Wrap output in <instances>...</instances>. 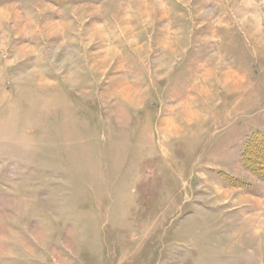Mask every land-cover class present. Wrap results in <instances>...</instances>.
Here are the masks:
<instances>
[{
	"label": "rangeland",
	"instance_id": "rangeland-1",
	"mask_svg": "<svg viewBox=\"0 0 264 264\" xmlns=\"http://www.w3.org/2000/svg\"><path fill=\"white\" fill-rule=\"evenodd\" d=\"M260 135L264 0H0V264H264Z\"/></svg>",
	"mask_w": 264,
	"mask_h": 264
},
{
	"label": "trees",
	"instance_id": "trees-1",
	"mask_svg": "<svg viewBox=\"0 0 264 264\" xmlns=\"http://www.w3.org/2000/svg\"><path fill=\"white\" fill-rule=\"evenodd\" d=\"M260 137L262 136L260 135ZM261 139L263 141V144H261L262 145L261 149L259 150L254 149L252 144L247 146L248 148L246 149V158L248 159H246V161L248 164L251 163L252 166L256 168L255 170L264 177V138L262 137ZM251 148L253 150H251ZM249 152H252L253 155L256 153L255 157L251 158V156L248 155Z\"/></svg>",
	"mask_w": 264,
	"mask_h": 264
}]
</instances>
